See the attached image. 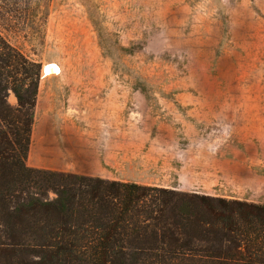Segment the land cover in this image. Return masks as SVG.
<instances>
[{
    "label": "rangeland",
    "instance_id": "1",
    "mask_svg": "<svg viewBox=\"0 0 264 264\" xmlns=\"http://www.w3.org/2000/svg\"><path fill=\"white\" fill-rule=\"evenodd\" d=\"M0 32L41 64L51 101L75 96L74 117L86 114L87 97L114 94L124 139L149 128L143 150L163 156V167L126 166L124 176L178 184L187 162L197 170L188 171L192 190L159 187L264 203V185L207 194L198 173L202 154L230 146L228 157L242 159L247 144L263 157L264 0H0ZM8 102L18 106L12 90ZM251 166L264 178V158Z\"/></svg>",
    "mask_w": 264,
    "mask_h": 264
},
{
    "label": "trees",
    "instance_id": "2",
    "mask_svg": "<svg viewBox=\"0 0 264 264\" xmlns=\"http://www.w3.org/2000/svg\"><path fill=\"white\" fill-rule=\"evenodd\" d=\"M40 68L0 32V264H264V203L28 166Z\"/></svg>",
    "mask_w": 264,
    "mask_h": 264
},
{
    "label": "crops",
    "instance_id": "3",
    "mask_svg": "<svg viewBox=\"0 0 264 264\" xmlns=\"http://www.w3.org/2000/svg\"><path fill=\"white\" fill-rule=\"evenodd\" d=\"M43 84L40 83L38 99L35 108V121L32 128L30 149L27 164L35 168L54 171L72 172L89 176H98L108 180H120L141 183L138 178L124 176L126 166L138 168H161L159 160L163 156L155 152H144L149 128L135 127V135L124 139L122 126V100L114 94L102 99L89 100L86 114L74 117L75 96L70 95L66 100H50V94H44ZM60 97V96H59ZM250 141V140H249ZM246 145L244 157L233 158L234 147H226L221 154H202L199 161L201 167L202 186L207 188L204 193L210 194V189L223 184L236 182L248 186L264 185L262 175L252 170L251 164H256L263 157H256L252 148ZM163 150V147L161 148ZM160 149V150H161ZM161 153V151H159ZM220 156V157H218ZM133 158H142L137 162ZM170 157L168 162H170ZM157 160V161H156ZM196 162V161H195ZM237 164L246 166V175L240 174ZM195 167V168H194ZM174 167L164 165L163 170ZM196 170V165L186 162L178 168V184H159L172 186L182 190H192L188 171ZM153 185V184H152ZM157 185V184H154ZM203 188V187H202ZM219 195V194H218ZM220 196L234 197L228 194Z\"/></svg>",
    "mask_w": 264,
    "mask_h": 264
}]
</instances>
